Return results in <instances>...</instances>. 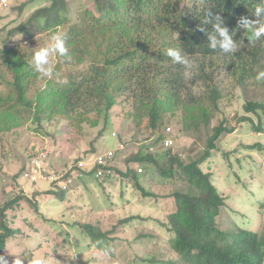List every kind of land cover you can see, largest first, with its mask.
<instances>
[{
  "label": "trees",
  "instance_id": "16d2710c",
  "mask_svg": "<svg viewBox=\"0 0 264 264\" xmlns=\"http://www.w3.org/2000/svg\"><path fill=\"white\" fill-rule=\"evenodd\" d=\"M75 1L77 0H51L48 6L41 5L24 21L7 29V36L21 33L28 38L67 24L71 17H76V11L73 14L76 9L73 6ZM95 2L97 12L84 10L79 21L69 23L63 31L71 59L59 57V63L55 67L64 80L47 79L33 96L28 97L26 90L33 81V77L29 76L34 73L17 54L18 42L13 47L2 50L4 63L12 70L13 89L6 94L0 93V136L3 132L19 127L29 116L40 127L45 118H72L81 109V113L95 112L102 115L103 131L116 97L126 96L127 100L132 99V118L136 121L135 133L130 140L137 145L143 142L147 144L129 154L130 156H122L125 164L123 170L112 160L114 158L107 159L103 169H110L111 172L99 177L95 176L99 167L93 163L96 152L94 149L76 156L68 164L75 168L76 163L82 160L86 166L70 187L76 188L85 183L84 179L89 178H96L104 187L105 183L113 182L114 175L119 174L132 181L143 196L159 197L162 194L151 192L141 183L146 178L145 174H140L143 170L146 174L154 173L162 179L161 183L169 181L172 184L178 183L179 187L167 197L171 198L172 210L165 215V221H161V225L168 231L167 250L163 255H153L149 259L152 264H263V201L258 200L257 210L254 211L259 214L258 221L247 220L248 224L243 226L236 221L237 216L231 214L228 219L231 222L226 223V219L221 222L220 206H226L225 198L212 183L213 171L210 164H205L217 148L216 140L223 132H232L233 128H227L224 120L213 126L205 148L192 157L184 150H152L166 136L163 127L165 113L171 114L182 108L186 114L183 116L182 130L178 128L177 132L181 135L182 131L184 136H188L191 126L187 122L191 121L194 127L198 125L196 114L192 113L194 109L207 103L218 107L221 90L214 79L217 78L215 73L219 69L225 67L238 86H245L250 77L256 76L254 67L264 70V38L255 43H241L243 40L248 41V33L239 25L241 17L256 18L253 12L258 0H200L192 8L182 5L183 0ZM24 5L16 9L21 11ZM209 12L222 16L229 32L234 33L233 39L238 44L235 53L222 54L219 50L208 47L207 34L200 28L202 26L208 32L212 31L211 25L202 24ZM243 36L245 38L242 40ZM169 47L181 49L182 54L194 63L197 73L195 79L203 80L206 86L204 94L196 96L191 93L184 102L182 89L187 80L185 69L182 64L175 63L167 56L166 50ZM85 60H88L87 66L79 68L78 65ZM71 61L74 67L66 66V71H62V62L68 64ZM243 108L246 113L237 114L236 122H249L251 129L259 133L261 128L254 124V119L247 116V113L256 115L260 123L257 110L264 114V99L247 100ZM201 112L203 121L209 124L210 116L203 108ZM143 118L146 120L142 127ZM83 120L89 125L97 124L96 120L88 116ZM143 133L147 135L140 137ZM158 146L161 147V144ZM129 147V143H126L125 151L130 150ZM245 147L264 150L263 145L258 142ZM226 158L230 160L229 157ZM229 160L226 161L231 166ZM130 163L139 166L141 172L137 171V167H128ZM25 166L15 174L14 182ZM70 191L53 182L45 192L63 199L65 192ZM22 192L0 205V255L5 256V251L14 249L24 252L21 244L11 245L12 238L24 231L12 226L16 218L9 214L21 207L22 203L30 201L28 193ZM225 197L229 198L227 195ZM138 218L129 216L120 219L107 230H103L99 222L76 224L90 243L104 251L116 240L115 233L119 232V228L124 230L126 224ZM10 245L14 246L11 250Z\"/></svg>",
  "mask_w": 264,
  "mask_h": 264
},
{
  "label": "rangeland",
  "instance_id": "374dc122",
  "mask_svg": "<svg viewBox=\"0 0 264 264\" xmlns=\"http://www.w3.org/2000/svg\"><path fill=\"white\" fill-rule=\"evenodd\" d=\"M50 1L11 0L9 8H0L1 94L11 92L13 89V74L12 70L4 63V52L2 51L4 48L13 47V44L18 42L17 54L26 62L27 67L31 68V55L28 47L45 45L51 34L57 31L63 32L69 23L78 22L84 10L92 13L97 12L95 0H77L73 5L76 7L73 12L74 14L76 11V17L67 20V24L49 32L34 34L33 37L25 38L21 33L7 36V29L24 21L41 5L48 6ZM199 1L183 0L182 5L192 8ZM23 5L21 11L16 9ZM244 38L243 36L242 40ZM242 42L249 41L243 40ZM55 59L56 63H59V57ZM87 63L88 60H85L78 67H86ZM66 66L74 67L72 61L68 64L62 62V71H66ZM182 66L187 79L182 89V97L185 102L186 96L191 93L196 96L204 94L206 86L203 80L195 79L197 74L195 65L192 69ZM254 71L258 72L260 68L254 67ZM33 73L29 76V78L33 77V81L26 90L28 97L33 96L47 80L41 79L34 70ZM215 74L217 78L214 79V83L221 90L218 107L207 103L194 109L192 113L196 114L198 125L194 127L191 121L187 122V125L191 126L188 136H184L182 131L181 135L177 132L178 128L182 130L183 116L186 112L179 108L171 114L165 113L163 115L164 132L166 133V128L169 127L173 136L176 137L175 150H171L172 152L184 150L189 157H192L205 148L207 137L211 134L213 126L224 120L227 128H233L232 132H223L216 140L217 148L205 164H210L213 171L212 183L225 198L227 207L220 206V221L223 222L226 219V223L231 222L228 219L231 218V214H234L237 216L236 221L240 225L246 226L247 220L258 221L259 219L258 212H254L257 210L258 200L264 203V150L245 147V145L258 142L263 145L264 149V114L257 110L260 115V123H258L256 115L251 112L247 113V116L254 119V124L261 128L259 133L251 129L249 122H236V116L246 113L243 106L247 100L264 99V81L257 82L252 76L247 80L245 86H238L235 78L227 72L225 67L219 69ZM52 79L64 80L59 72H56ZM202 108L210 116L209 124L203 121ZM81 110L78 115L75 114L72 118L58 116L52 119L45 118L41 121L40 127L37 125L38 122L29 116L19 127L1 134L0 205L6 200H10L15 194L22 192L15 191L18 188L13 177L36 154L46 153L45 160L49 170L59 171L67 169L68 162H71L76 156L94 149L96 151L94 156L99 153H111V157L114 158L112 160L116 161L117 166L123 170L125 164L122 156L131 155L132 152H137L139 147L147 144L143 142L141 145H137L130 140L136 128V121L132 118V99L127 100L126 96L122 95L116 97L115 104L109 114L108 124L103 131L102 115L95 112L81 113ZM86 116L96 120L95 124H97L89 125L87 121L83 120ZM145 120L143 118L142 127ZM170 133L167 132L168 135ZM141 135L145 137L147 133L140 134V137ZM121 137L122 139H120ZM126 143H129L130 150L125 151ZM158 145L153 148V151L162 152L165 147L163 144L161 147ZM226 157H229L230 160ZM224 159L230 161L232 168H229L231 166ZM128 165V167H139L131 163ZM258 165L263 168H259ZM203 166L205 165L203 164ZM140 174L146 175L145 180H142L141 183L151 192L162 194V196H143L139 190H136L132 181L116 174L113 176V182L105 183L104 187L98 183L96 178L87 180L83 178L84 184H79L76 188L70 187L71 191L65 192L63 199H59L53 194L45 192L50 186L49 183L32 184L19 176L18 182L25 186L24 190L26 189V191L21 189L24 191L22 193H28L30 201L22 203L21 207L9 212L13 218H16L12 226L24 231L23 234L12 238L11 245L21 244V250H24L25 254L50 252V255L57 260L55 264H79L81 262H85V264H152L149 259L153 255H163L167 250L168 231L161 225V221H165V215L172 210L171 198L167 199V197H170L169 195L178 189L179 185L169 181L166 184L161 183L162 179L158 175L146 174L145 170ZM35 191L36 193H33ZM65 198L67 199L65 200ZM129 216L139 218L126 224L124 230L118 229L119 232L115 233L116 240L108 248L113 252L109 251L107 254L90 243V240L76 224V222L95 224L99 222L103 230H107L118 220ZM13 248L14 246H11L9 250ZM5 256L9 262L13 259L8 251H5Z\"/></svg>",
  "mask_w": 264,
  "mask_h": 264
},
{
  "label": "clouds",
  "instance_id": "9594fccd",
  "mask_svg": "<svg viewBox=\"0 0 264 264\" xmlns=\"http://www.w3.org/2000/svg\"><path fill=\"white\" fill-rule=\"evenodd\" d=\"M10 1H9V6L7 8L10 7ZM253 15L256 17L255 19H248L247 17H241L239 20V25L248 33L247 40L252 43H255L256 41H260L262 38H264V0H258L256 6L254 7ZM202 24L211 25L212 28L211 32H208L202 26L200 28L201 31H205L207 34L208 47L210 49L219 50V52L222 54L235 53L238 50L237 41L233 39L234 33L229 32V29L224 24V18L222 16L218 14L213 15L212 13L209 12L204 17ZM241 43L243 42L241 41ZM28 48L30 50V55H31L30 67L37 74H39L41 79H52L54 77V75L56 74L55 58L60 57V58H64L65 60L71 59L69 55V49L67 47L66 34L62 31H57L51 34L49 41L45 45L40 47H28ZM166 54L175 63L182 64L188 69H192L194 67V64L182 54V51L179 48L169 47L166 50ZM255 80L257 82L264 81V70L257 72L255 76ZM167 136L168 134L166 132V136L161 141L162 144ZM154 147L155 146H153V148ZM33 157L34 156H32V158ZM26 168L27 167L25 166L24 170ZM24 170L21 171L19 176L22 177V172ZM40 182H46V181H40ZM14 183L15 185H17L16 187L18 188L15 189L16 192H20L24 190L25 186L22 183L18 182V177L15 179ZM50 184L52 183H49V185ZM69 188L64 190H69ZM24 191H26V189ZM109 251L110 249L108 248L104 249L105 254H107ZM8 252L13 256V259L9 262L6 256L0 255V264H55V261H57L50 255V252H41L36 254H32V253L25 254L22 251H16V252L8 251Z\"/></svg>",
  "mask_w": 264,
  "mask_h": 264
},
{
  "label": "built area",
  "instance_id": "2783aa9c",
  "mask_svg": "<svg viewBox=\"0 0 264 264\" xmlns=\"http://www.w3.org/2000/svg\"><path fill=\"white\" fill-rule=\"evenodd\" d=\"M10 0H0V7L7 8L9 6ZM166 131L170 133L171 128L167 127ZM165 148L170 150H175V139L173 138V133L171 132L163 141ZM46 153L36 154L29 162L27 168L22 172V177L32 183H38L40 181H46L48 183H57L62 189H68L69 185L73 182L75 178L81 176V169L86 166V163L82 160H79L76 163V167L73 168L71 165L65 170L53 171L49 170L48 163L45 160ZM111 158V153L106 154H97L94 157L93 163L98 166L96 176H102L104 173H110V169H103V166L106 165L107 159ZM138 171H141L138 168Z\"/></svg>",
  "mask_w": 264,
  "mask_h": 264
}]
</instances>
